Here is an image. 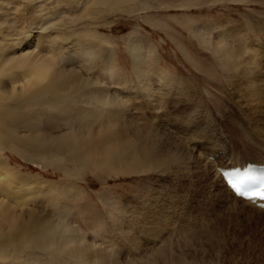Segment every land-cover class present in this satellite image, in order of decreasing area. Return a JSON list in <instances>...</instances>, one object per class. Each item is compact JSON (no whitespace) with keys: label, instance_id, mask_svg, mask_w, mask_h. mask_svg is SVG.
<instances>
[{"label":"rangeland","instance_id":"rangeland-1","mask_svg":"<svg viewBox=\"0 0 264 264\" xmlns=\"http://www.w3.org/2000/svg\"><path fill=\"white\" fill-rule=\"evenodd\" d=\"M86 3V0H0V21H15L16 27L36 31L37 35L40 28L36 25L41 24L42 16L49 13L46 24L54 21L69 24L72 17L82 14ZM143 3L150 7L142 9ZM126 7L124 12L102 5L91 6L92 17L81 20L90 21V31L100 36L92 41L85 38L95 47L94 59L77 46L69 51L55 44L54 52L53 45H47L49 38L45 33L36 44L40 50L70 55L75 61L71 66L88 72L116 93L124 90L118 82L127 80L126 92L139 85L135 64L143 62L149 71L165 70L173 78V96L167 102L171 109L170 125L189 131L188 136L194 129L200 132L189 143L196 156L220 154L215 159L223 168L240 162L262 161L261 136L241 139L236 133L240 124L248 127L254 119L249 115V106L236 95L223 64L211 48L202 44L200 37H208L209 32L215 35L217 32L211 26L221 23L224 25L221 31L235 29L231 41L241 46L243 40L238 27L264 54V0H137L121 5L123 9ZM98 10L100 13L96 14ZM62 25L49 32L57 30L71 37L75 30L85 27L78 24L71 29L70 25ZM131 41L136 44L131 45ZM102 49L110 52V63L102 60ZM66 118L73 119L68 115ZM61 123V120L51 121L54 126ZM6 156L24 173L73 187L71 198H61L57 208L64 209L68 220L90 243L110 250L111 253L101 252L109 264H134L131 262L135 257L146 258L166 241L171 246L165 251L168 259L155 255L159 264L169 259L176 263L186 259L195 264H264V210L233 194L217 172L216 160L204 159L207 165L200 163L197 167L187 165L186 172L177 175L148 173L125 177L82 171L79 177H66L64 172L71 166L66 167L64 161L53 168L11 152H6ZM38 207L47 213L55 209L43 203ZM131 241L142 247L141 253L129 251ZM31 257L32 261L37 259L31 264L63 261L55 259L51 263L53 258L39 251Z\"/></svg>","mask_w":264,"mask_h":264},{"label":"bare ground","instance_id":"bare-ground-1","mask_svg":"<svg viewBox=\"0 0 264 264\" xmlns=\"http://www.w3.org/2000/svg\"><path fill=\"white\" fill-rule=\"evenodd\" d=\"M135 1L86 0L81 15L72 17L69 24L62 22L63 25H70L71 29L78 24L85 26L82 30L80 27L75 30L71 37L57 32L61 23H44L49 13L42 16L41 24L36 25L40 28L37 35L36 31L17 28L15 21H0V264L37 262V259L32 261L31 256L38 251L48 253L53 258L51 263L62 259L56 263L109 264L110 261L101 252L111 253L90 243L86 235L68 220L64 209L57 208L61 198H71L72 186H63L54 180L18 170L11 164L6 152L32 163H43L46 167L54 168L64 161L66 167L71 166L69 171L64 172L66 177H79L82 171L125 177L148 173L177 175L185 173L187 165H207L204 159L216 160V156L220 155L204 153L206 158L199 154L196 156L189 143L200 132L194 129V133L188 136L189 131L184 132L181 127L170 125L171 109L167 102L173 96V78L165 74V70L149 71L143 62L135 64L139 85L126 92L127 80L118 82L124 90L116 93L98 78L75 65L71 66L70 63L75 64V61L70 55H62L61 51L54 53L55 44L69 51H74L77 46L94 59L95 47L85 38L90 37L92 41L100 36L90 31V21H81L92 17L94 11L89 8L102 5L125 12L128 7L123 9L121 5ZM141 5L142 9L150 7L147 3ZM222 25L214 23L211 27L217 33L213 35L209 32L208 37L201 36L202 44L211 48L223 64L229 84L249 106V115L255 119L248 127L240 124L236 133L241 136H237L247 139L258 134L264 140V54L238 27L243 44L233 45L231 36L235 29L221 31ZM52 28L57 30L49 32ZM43 33L49 38L47 45H53L54 52L40 50L39 44H36ZM134 44L135 41H131V45ZM102 50V60L110 63V52ZM67 115L73 119L66 118ZM52 120H61L62 123L54 126ZM260 138L257 140L260 141ZM218 162L216 160L214 165L220 174L222 164ZM249 163L264 164V159ZM249 163L236 165L248 166ZM41 203L57 209L47 213L39 209ZM168 243L166 241L163 246L157 247L146 258L134 256L136 259L131 263L159 264L154 256L167 258L165 251L171 247ZM129 247L130 252L141 253L142 247L135 241H131ZM175 261L169 259L164 264H195L186 259Z\"/></svg>","mask_w":264,"mask_h":264},{"label":"snow or ice","instance_id":"snow-or-ice-1","mask_svg":"<svg viewBox=\"0 0 264 264\" xmlns=\"http://www.w3.org/2000/svg\"><path fill=\"white\" fill-rule=\"evenodd\" d=\"M234 187H235V185H234Z\"/></svg>","mask_w":264,"mask_h":264}]
</instances>
